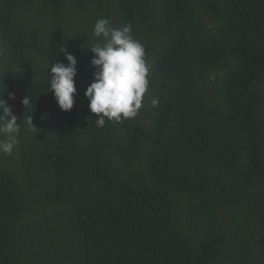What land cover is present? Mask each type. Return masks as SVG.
<instances>
[{
  "label": "trees",
  "instance_id": "obj_1",
  "mask_svg": "<svg viewBox=\"0 0 264 264\" xmlns=\"http://www.w3.org/2000/svg\"><path fill=\"white\" fill-rule=\"evenodd\" d=\"M100 18L131 25L151 69L138 114L97 127ZM63 48L70 111L48 91ZM0 98L20 128L0 264H264V0H0Z\"/></svg>",
  "mask_w": 264,
  "mask_h": 264
},
{
  "label": "clouds",
  "instance_id": "obj_2",
  "mask_svg": "<svg viewBox=\"0 0 264 264\" xmlns=\"http://www.w3.org/2000/svg\"><path fill=\"white\" fill-rule=\"evenodd\" d=\"M93 34L97 39L102 38L103 43L89 47L94 53L90 63L95 70L93 81L87 86L84 95L89 101V111L95 114L96 126H104L105 118L116 123L134 118L142 107L149 84L151 62L146 59L144 45L133 38L131 25L114 28L107 18L95 22ZM62 53L68 63L49 64L48 91L52 92L61 110L70 111L77 93L74 80L77 58L65 48ZM9 97L14 98V94L9 93ZM152 103L155 106L158 101L154 99ZM22 104L25 108L30 104L28 96L22 100ZM17 120L11 107L0 98V135L6 138L0 142V151L4 153L10 154L18 143L20 128ZM27 123L33 125L31 117Z\"/></svg>",
  "mask_w": 264,
  "mask_h": 264
}]
</instances>
